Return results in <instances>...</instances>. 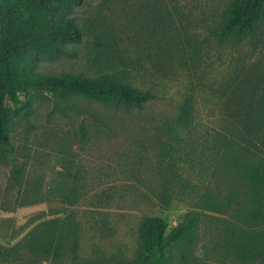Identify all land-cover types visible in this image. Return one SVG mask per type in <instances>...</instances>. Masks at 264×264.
Returning <instances> with one entry per match:
<instances>
[{"label": "rangeland", "instance_id": "rangeland-1", "mask_svg": "<svg viewBox=\"0 0 264 264\" xmlns=\"http://www.w3.org/2000/svg\"><path fill=\"white\" fill-rule=\"evenodd\" d=\"M233 1L84 0L66 13L83 39L66 44L63 54L38 59V73L108 76L155 98L128 107L32 90V107L8 125L11 149L0 147V245L10 248L37 224L72 213L82 263L131 264L146 216H162L172 227L199 212L193 240L169 247L173 264H183L185 255L189 264H264L239 260L225 240L231 230L264 228L241 214L256 207L242 175L264 159V18L240 40L220 39ZM187 99L198 147L217 132L234 146L217 161L204 156L165 207L151 192L164 185L153 132ZM73 188L76 202L69 205ZM213 200L218 210L210 208ZM19 255L0 264H75L21 249Z\"/></svg>", "mask_w": 264, "mask_h": 264}, {"label": "trees", "instance_id": "trees-1", "mask_svg": "<svg viewBox=\"0 0 264 264\" xmlns=\"http://www.w3.org/2000/svg\"><path fill=\"white\" fill-rule=\"evenodd\" d=\"M83 1L0 0V147L6 151L11 149L8 125L13 118L32 107L31 91L34 89L82 95L128 107H141L155 98L150 90H141L108 76L91 79L41 74L35 70L36 61L41 57L63 54L66 44L82 41V28L66 13ZM263 18L264 0H234L221 22L219 37L222 40L229 37L240 40L252 33ZM192 112L193 102L187 99L180 105L176 116L165 118L153 132L164 185L151 192L165 207H170L182 191L176 184H186L185 181L203 164L204 156L217 161L234 146L232 138L217 132L211 142L206 140L204 147H198L199 141L192 140L190 135L193 130ZM208 150L211 153H207ZM185 165H188L190 173L184 174ZM242 178L248 188V201L256 207L241 214L248 215L255 222H264V205H259L264 201V159ZM74 195L73 188L65 202L73 205L76 202ZM208 202L211 209L218 210L216 200ZM200 218L201 214L196 212L182 223L170 227L162 216H146L139 228L140 250L131 264H173L169 247L183 239L192 241ZM79 240V223L71 213L37 224L22 241L10 248L0 245V259L19 260L21 249L43 260L71 258L75 264H86L79 257ZM225 240L239 260L264 261V228L252 232L240 228L231 230ZM183 264H189L186 255Z\"/></svg>", "mask_w": 264, "mask_h": 264}]
</instances>
